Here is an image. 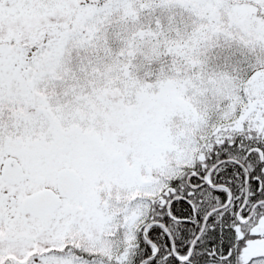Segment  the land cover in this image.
Returning <instances> with one entry per match:
<instances>
[{
    "label": "snow or ice",
    "instance_id": "6c2138e0",
    "mask_svg": "<svg viewBox=\"0 0 264 264\" xmlns=\"http://www.w3.org/2000/svg\"><path fill=\"white\" fill-rule=\"evenodd\" d=\"M0 264H264V0H0Z\"/></svg>",
    "mask_w": 264,
    "mask_h": 264
}]
</instances>
